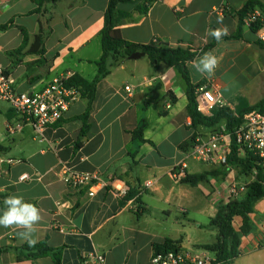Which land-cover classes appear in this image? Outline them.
<instances>
[{"label": "crops", "instance_id": "1", "mask_svg": "<svg viewBox=\"0 0 264 264\" xmlns=\"http://www.w3.org/2000/svg\"><path fill=\"white\" fill-rule=\"evenodd\" d=\"M249 1L128 0L117 6L125 14L118 29L137 45L158 39L171 48L202 49L214 41L209 29L227 28L224 37L237 33L239 13ZM109 2L0 0V66L12 74L17 90L38 91L64 74L93 81L103 56L100 33ZM250 12L240 39L223 37L207 51L219 59L213 75L187 63L191 83L197 89L217 87L236 115L264 100V48L246 21ZM252 12L264 19V0H256ZM22 29L28 34L25 45ZM131 56L113 64L98 84L84 137L79 117L88 103L81 97L41 133L22 124L0 100V214L11 195L38 207L42 219L33 236L37 243L46 240L61 248V264H85L91 254H104L105 264H151L153 246L168 239L213 264L216 254L200 247L217 242L218 229L210 223L228 203L232 184L239 187V171L190 157L191 148L182 146L215 128L193 125L187 84L177 68L162 64L156 69L147 56ZM138 129L144 141L134 138ZM181 164L187 166L186 176L176 181L172 172ZM63 166L96 174L104 185L94 197L88 188L73 190L63 179ZM25 174L29 179L21 181ZM193 175L201 179L184 182ZM263 216L264 199L250 215L252 232L242 237L241 255L233 264H253L248 256L260 247L264 256ZM241 226L237 218L235 228ZM26 244L16 229L0 227V264H55L52 257L19 258L15 249Z\"/></svg>", "mask_w": 264, "mask_h": 264}, {"label": "trees", "instance_id": "2", "mask_svg": "<svg viewBox=\"0 0 264 264\" xmlns=\"http://www.w3.org/2000/svg\"><path fill=\"white\" fill-rule=\"evenodd\" d=\"M37 4H41L47 1L57 0H32ZM128 0H110L108 8L104 17V27L100 33L103 56L100 61L97 62L98 74L93 81H87L80 76H73L68 81V85L76 87L81 94V98L85 99L88 103L87 109L83 115L79 118L83 121L84 127L82 128L81 135L84 137L89 129L88 120L92 110V105L96 99L98 84L110 74L111 66L118 64L122 60L130 57L131 55L141 52L147 56L154 68H158L164 64L169 67L177 68L187 84V98H188V112L192 118L194 126H205L207 128L221 127V123L225 122L226 128L230 132H234L242 123L243 116L254 109H261L264 106V100L253 107L246 108L239 112L237 115L229 108H221L214 111L211 117H204L200 115L196 110V86L191 83L187 63L193 61L197 56L204 54L212 49L215 45L214 41L208 46L202 49H180L171 48L168 44L156 39L148 45H137L124 40L120 34L118 26L121 24L124 13H121L117 6L119 3L126 2ZM256 0H250L244 9L239 13L240 25L235 35L230 37H224L225 39H240L242 37L243 19L248 12H252ZM38 10H36L37 12ZM263 27L262 23H255L252 25V29L255 33H258ZM24 34V45L28 41V34L25 29H22ZM37 43L41 44V36L38 35L36 39ZM264 48V44L259 43ZM23 49V47H22ZM42 53V51H41ZM217 127V128H216ZM213 130V131H214ZM134 138L142 139V129H138L133 133ZM196 136H193L190 143H186L182 146L192 147ZM82 143L77 145L79 147ZM229 165L238 169L240 173L253 175L257 171L255 180L246 187V193L238 198L229 201L225 205H221L218 209V213L214 219H212L210 225L218 229V240L212 245H203L200 248L214 252L216 258L213 264H233L241 255V239L243 236L249 235L252 232L253 225L250 219V215L255 211V205L259 201L264 199V168L259 159L254 157H248L241 159L237 156L236 148L233 147V152L229 157ZM201 176H187L184 182L196 183L200 180ZM237 218L242 220V226L239 230L235 228V221ZM180 243L172 240H166L163 244H155L153 246L154 253H164L167 251L179 250ZM19 258L26 259H38L42 257H52L55 264H61L62 249H55L48 245L47 241H41L34 246L28 244L23 245L20 248H16Z\"/></svg>", "mask_w": 264, "mask_h": 264}, {"label": "built area", "instance_id": "3", "mask_svg": "<svg viewBox=\"0 0 264 264\" xmlns=\"http://www.w3.org/2000/svg\"><path fill=\"white\" fill-rule=\"evenodd\" d=\"M145 2L146 0H132ZM247 23L252 27L255 23H262L263 27L257 33L258 41L264 44V19L259 12H250ZM73 76L64 74L53 78L38 91H18L15 79L7 69L0 66V100L8 103L20 117L21 123L31 125L41 133L46 128L56 125L69 111L80 97V91L68 85ZM126 90L131 91L130 87ZM227 103L220 90L214 85H204L196 89V110L204 117H211L215 110L226 108ZM236 148L237 156L241 159L254 157L261 161L264 168V106L247 112L241 125L230 132L226 126L212 131L207 137H196L190 157L207 163H216L230 168L229 157ZM185 164L174 168L172 177L179 181L186 176ZM63 179L67 186L80 191L88 188V196L94 197L97 189L104 183L96 174L74 171L69 167L61 168ZM257 175V171L254 172ZM27 174L20 180H28ZM148 183L146 186H150ZM246 188L232 184L229 188L227 201L243 195ZM104 254H91L85 257V264H105ZM151 264H212V261L202 254L192 253L180 248L177 251L154 253Z\"/></svg>", "mask_w": 264, "mask_h": 264}, {"label": "clouds", "instance_id": "4", "mask_svg": "<svg viewBox=\"0 0 264 264\" xmlns=\"http://www.w3.org/2000/svg\"><path fill=\"white\" fill-rule=\"evenodd\" d=\"M228 34L227 28L209 29L207 35L216 41H221ZM219 65V59L212 52H207L203 56L191 62V66L201 74L211 76ZM5 208L0 214V227L14 228L18 231L19 237L34 246L37 240L33 234L36 226L41 221L40 209L31 202H26L23 196L11 195L4 200Z\"/></svg>", "mask_w": 264, "mask_h": 264}, {"label": "rangeland", "instance_id": "5", "mask_svg": "<svg viewBox=\"0 0 264 264\" xmlns=\"http://www.w3.org/2000/svg\"><path fill=\"white\" fill-rule=\"evenodd\" d=\"M261 62L263 63L264 60L262 59ZM255 176H256L255 174L248 175V174L238 172L237 179L240 182L239 187L246 188L251 182H253L255 180ZM243 192H244V194L246 193V191H243ZM261 225L264 228V216H263ZM262 250H263L262 247H260L259 249L254 251L251 255H249L248 259L253 264H264V256H262V252H263Z\"/></svg>", "mask_w": 264, "mask_h": 264}, {"label": "water", "instance_id": "6", "mask_svg": "<svg viewBox=\"0 0 264 264\" xmlns=\"http://www.w3.org/2000/svg\"><path fill=\"white\" fill-rule=\"evenodd\" d=\"M143 55H144L143 53L138 52V53L133 54V55L131 56V58H138V57L143 56Z\"/></svg>", "mask_w": 264, "mask_h": 264}]
</instances>
